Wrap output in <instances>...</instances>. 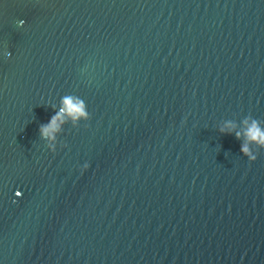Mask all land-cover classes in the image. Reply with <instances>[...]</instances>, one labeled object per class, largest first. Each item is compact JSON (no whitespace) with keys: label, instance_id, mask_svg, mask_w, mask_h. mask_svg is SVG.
Returning <instances> with one entry per match:
<instances>
[{"label":"water","instance_id":"95a60500","mask_svg":"<svg viewBox=\"0 0 264 264\" xmlns=\"http://www.w3.org/2000/svg\"><path fill=\"white\" fill-rule=\"evenodd\" d=\"M248 116L264 0H0V264H264Z\"/></svg>","mask_w":264,"mask_h":264},{"label":"clouds","instance_id":"9594fccd","mask_svg":"<svg viewBox=\"0 0 264 264\" xmlns=\"http://www.w3.org/2000/svg\"><path fill=\"white\" fill-rule=\"evenodd\" d=\"M62 104L63 107L61 108V110L56 115L52 116L47 124L40 126V134L42 138L54 140L55 133L60 130L61 124L64 122L63 117L65 115H67L74 122L78 121L81 118H87L88 113L82 100L67 96L63 99ZM249 120H251V124L246 128V131L244 132L246 142L242 144L241 152L251 162L257 159V155L250 150L249 144H256L258 149L264 148V129L260 128L259 120L254 119L251 116L246 117L244 123L247 125ZM227 128L231 130L232 128H234V125L229 122L227 124ZM224 130L225 129L222 128L221 132H223ZM236 137L237 139H239L241 137V133L237 132ZM52 151H55L54 147ZM84 168L87 169L88 164H85Z\"/></svg>","mask_w":264,"mask_h":264}]
</instances>
